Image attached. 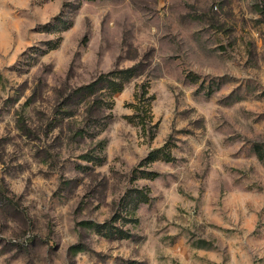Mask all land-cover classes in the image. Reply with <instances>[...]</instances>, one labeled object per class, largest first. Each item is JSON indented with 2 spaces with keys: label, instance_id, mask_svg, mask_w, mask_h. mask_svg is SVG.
<instances>
[{
  "label": "rangeland",
  "instance_id": "obj_1",
  "mask_svg": "<svg viewBox=\"0 0 264 264\" xmlns=\"http://www.w3.org/2000/svg\"><path fill=\"white\" fill-rule=\"evenodd\" d=\"M0 264H264V0H0Z\"/></svg>",
  "mask_w": 264,
  "mask_h": 264
},
{
  "label": "trees",
  "instance_id": "obj_2",
  "mask_svg": "<svg viewBox=\"0 0 264 264\" xmlns=\"http://www.w3.org/2000/svg\"><path fill=\"white\" fill-rule=\"evenodd\" d=\"M140 75V72L137 66L129 67L126 69L111 71L106 74L99 75L93 82L81 86L77 88L73 94V97H79L81 99L92 98V100L88 101L90 104V108L101 107L103 105V100L100 101L96 98V94L100 91H104V98L108 97L112 99V97L120 93L123 89L127 81L133 77ZM146 85L148 84H140L137 86L135 94L133 96V103L131 104V108L134 111V117L138 119V123L142 125V127H146L147 122H151L150 118H148L149 105L150 102L153 101L154 96L148 95V89H146ZM92 106V107H91ZM73 116V112H68V117ZM94 159H99L98 157H94ZM83 225L87 227L97 228L99 225H96L92 222H84Z\"/></svg>",
  "mask_w": 264,
  "mask_h": 264
}]
</instances>
